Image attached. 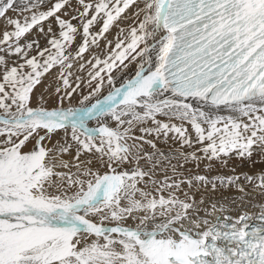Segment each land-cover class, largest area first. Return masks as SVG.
<instances>
[{
	"label": "snow or ice",
	"instance_id": "6c2138e0",
	"mask_svg": "<svg viewBox=\"0 0 264 264\" xmlns=\"http://www.w3.org/2000/svg\"><path fill=\"white\" fill-rule=\"evenodd\" d=\"M0 20V264H264V0Z\"/></svg>",
	"mask_w": 264,
	"mask_h": 264
},
{
	"label": "bare ground",
	"instance_id": "6f19581e",
	"mask_svg": "<svg viewBox=\"0 0 264 264\" xmlns=\"http://www.w3.org/2000/svg\"><path fill=\"white\" fill-rule=\"evenodd\" d=\"M128 14L130 15V11H129ZM74 23H75V21H74ZM131 23H132L131 20L124 21V22H122V26L130 25ZM117 31H118V29L113 28V29H111L110 32H109L108 34H106V35L108 36V38H109L110 40H111V39H114V37L116 36ZM101 47H103V42L101 43ZM125 71H126V73H127L129 76L134 75V71H135V67H134V65H129V69H127V70H125ZM256 169H258V168H256ZM253 170H254V169H249L247 165L243 166L242 168H239V171L254 172ZM247 210H248V211H258L257 209H251V208H249V209H247ZM231 214L235 216V215H238L239 213L236 212L235 210H233V211L231 212Z\"/></svg>",
	"mask_w": 264,
	"mask_h": 264
},
{
	"label": "rangeland",
	"instance_id": "374dc122",
	"mask_svg": "<svg viewBox=\"0 0 264 264\" xmlns=\"http://www.w3.org/2000/svg\"><path fill=\"white\" fill-rule=\"evenodd\" d=\"M9 15H15L14 13H9ZM3 27H4V25H3V21L2 20H0V31H2L3 30ZM35 31V30H34ZM41 44L43 45V43H44V41L41 39ZM48 80H51V77H48ZM47 82V81H46ZM49 106H51V105H49ZM235 164V162H233V165ZM245 166V165H244ZM222 173H226L227 172V169H221L220 170ZM237 171L239 172V168H237ZM254 172H258L259 171V169H254L253 170Z\"/></svg>",
	"mask_w": 264,
	"mask_h": 264
}]
</instances>
